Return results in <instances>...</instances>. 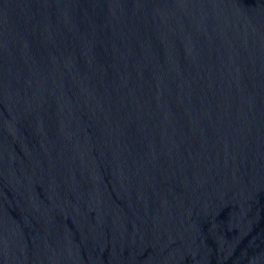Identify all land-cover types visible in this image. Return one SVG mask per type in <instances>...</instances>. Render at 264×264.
Here are the masks:
<instances>
[{
  "label": "water",
  "instance_id": "95a60500",
  "mask_svg": "<svg viewBox=\"0 0 264 264\" xmlns=\"http://www.w3.org/2000/svg\"><path fill=\"white\" fill-rule=\"evenodd\" d=\"M0 264H264V0H0Z\"/></svg>",
  "mask_w": 264,
  "mask_h": 264
}]
</instances>
